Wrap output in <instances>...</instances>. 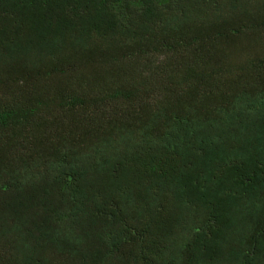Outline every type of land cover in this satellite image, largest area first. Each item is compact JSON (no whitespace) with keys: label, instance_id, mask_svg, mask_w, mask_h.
I'll use <instances>...</instances> for the list:
<instances>
[{"label":"trees","instance_id":"obj_1","mask_svg":"<svg viewBox=\"0 0 264 264\" xmlns=\"http://www.w3.org/2000/svg\"><path fill=\"white\" fill-rule=\"evenodd\" d=\"M0 264H264V0H0Z\"/></svg>","mask_w":264,"mask_h":264}]
</instances>
